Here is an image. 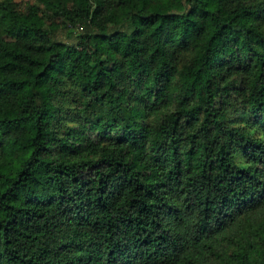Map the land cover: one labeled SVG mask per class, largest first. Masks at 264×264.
<instances>
[{"label": "trees", "instance_id": "1", "mask_svg": "<svg viewBox=\"0 0 264 264\" xmlns=\"http://www.w3.org/2000/svg\"><path fill=\"white\" fill-rule=\"evenodd\" d=\"M0 264H264V0H0Z\"/></svg>", "mask_w": 264, "mask_h": 264}]
</instances>
